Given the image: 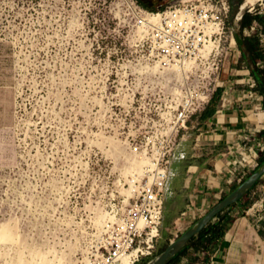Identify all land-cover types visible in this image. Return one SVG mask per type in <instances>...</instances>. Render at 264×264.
<instances>
[{
    "label": "rangeland",
    "instance_id": "rangeland-1",
    "mask_svg": "<svg viewBox=\"0 0 264 264\" xmlns=\"http://www.w3.org/2000/svg\"><path fill=\"white\" fill-rule=\"evenodd\" d=\"M196 1L0 0V235L12 234L0 264H75L133 198L150 158L196 130L210 103L187 127L178 115L198 74L156 58L136 19ZM239 2L222 43V92L235 89L237 59V70L248 62L236 37L255 15Z\"/></svg>",
    "mask_w": 264,
    "mask_h": 264
},
{
    "label": "built area",
    "instance_id": "built-area-1",
    "mask_svg": "<svg viewBox=\"0 0 264 264\" xmlns=\"http://www.w3.org/2000/svg\"><path fill=\"white\" fill-rule=\"evenodd\" d=\"M257 5V9L251 6L248 13L264 14L262 1ZM230 13L229 0H197L150 13L139 11L136 16L156 58L186 75L198 74L196 83L183 98L178 115L180 128L187 127L191 116L211 103L224 86L221 64H224L228 52L222 43ZM245 37H257L258 42H264V35L256 22L245 31ZM232 40L235 41L233 34ZM237 62L238 59L233 69L238 79L233 87L244 81L245 93L257 99L260 94L250 66L244 63L237 70ZM257 65L262 67L263 63L257 59ZM220 101L222 104L227 101L225 92H222ZM243 141L242 148L247 153L238 156L241 174L236 181L239 185L260 167L259 150L264 148V141L256 142L251 135L245 136ZM177 144H168L162 152L150 158L144 178L132 182L133 198L120 212H113L108 217L100 236L90 243L75 264H137L154 257L161 238L171 156Z\"/></svg>",
    "mask_w": 264,
    "mask_h": 264
},
{
    "label": "crops",
    "instance_id": "crops-1",
    "mask_svg": "<svg viewBox=\"0 0 264 264\" xmlns=\"http://www.w3.org/2000/svg\"><path fill=\"white\" fill-rule=\"evenodd\" d=\"M234 87L224 90L227 101L187 131L171 156L158 241L163 249L238 187V156L247 153L244 137L264 141L263 94L257 89L260 96L252 99L246 89ZM259 155L261 165L264 148ZM223 215L225 234L216 249L185 247L169 264H264V176Z\"/></svg>",
    "mask_w": 264,
    "mask_h": 264
},
{
    "label": "trees",
    "instance_id": "trees-1",
    "mask_svg": "<svg viewBox=\"0 0 264 264\" xmlns=\"http://www.w3.org/2000/svg\"><path fill=\"white\" fill-rule=\"evenodd\" d=\"M140 2L142 0H139ZM231 5V11L236 8V0H229ZM243 0H240L241 5ZM148 5H146L147 7ZM247 14H245L246 16ZM252 17V22H256L261 29V33L264 35V14H257ZM252 22L249 26H251ZM258 38H244L243 44L240 45L241 50L244 55L247 56V64L250 66L252 76L255 78L259 86L264 87V69L257 65V59H259L264 64V53L258 52L257 50ZM258 89V87H257ZM259 90V89H258ZM222 89L217 92L215 99H213L210 105L207 107L206 111L202 115V121L210 118L214 115L217 108L218 98L221 96ZM264 162V159L261 163ZM233 206V205H232ZM232 206L227 207L222 212H220L209 224L208 226L197 236L193 237L187 247H193L197 251L216 249L218 244L221 242L225 232L223 228V222L225 221L224 213L227 209ZM203 243H206L204 248Z\"/></svg>",
    "mask_w": 264,
    "mask_h": 264
},
{
    "label": "water",
    "instance_id": "water-1",
    "mask_svg": "<svg viewBox=\"0 0 264 264\" xmlns=\"http://www.w3.org/2000/svg\"><path fill=\"white\" fill-rule=\"evenodd\" d=\"M236 42L239 45L243 44L240 37H236ZM264 176V162L252 175L245 179L238 187L225 198L215 204L203 217H201L190 229L178 237L157 256L145 264H169L177 257L182 250L189 244L190 240L199 235L208 224L224 209L238 203L246 194H248L256 185L257 182Z\"/></svg>",
    "mask_w": 264,
    "mask_h": 264
},
{
    "label": "bare ground",
    "instance_id": "bare-ground-1",
    "mask_svg": "<svg viewBox=\"0 0 264 264\" xmlns=\"http://www.w3.org/2000/svg\"><path fill=\"white\" fill-rule=\"evenodd\" d=\"M260 1H262V0H246V2H245V4L243 5V8H246V7H248V6H255L256 5V3L257 2H260ZM145 19L146 20H149V17H147V16H145ZM142 32H143V30L142 29H140ZM234 42V41H233ZM235 43V42H234ZM210 50H211V48H209V51L208 52H210ZM208 52L206 53V54H208ZM175 70H178V68L177 67H173ZM179 71V70H178ZM102 224V223H101ZM99 227H101V225L99 226ZM0 240L1 241H11L12 240V234L11 233H9L8 231H6V230H2L1 231V235H0Z\"/></svg>",
    "mask_w": 264,
    "mask_h": 264
}]
</instances>
